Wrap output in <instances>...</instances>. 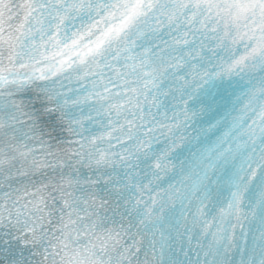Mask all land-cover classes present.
Listing matches in <instances>:
<instances>
[{"label": "snow or ice", "instance_id": "obj_1", "mask_svg": "<svg viewBox=\"0 0 264 264\" xmlns=\"http://www.w3.org/2000/svg\"><path fill=\"white\" fill-rule=\"evenodd\" d=\"M0 264H264V0H0Z\"/></svg>", "mask_w": 264, "mask_h": 264}]
</instances>
